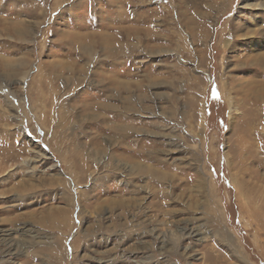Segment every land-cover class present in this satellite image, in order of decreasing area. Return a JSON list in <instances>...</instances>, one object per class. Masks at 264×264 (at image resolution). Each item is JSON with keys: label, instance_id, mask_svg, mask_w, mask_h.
Returning a JSON list of instances; mask_svg holds the SVG:
<instances>
[{"label": "rangeland", "instance_id": "1", "mask_svg": "<svg viewBox=\"0 0 264 264\" xmlns=\"http://www.w3.org/2000/svg\"><path fill=\"white\" fill-rule=\"evenodd\" d=\"M0 264H264V0H0Z\"/></svg>", "mask_w": 264, "mask_h": 264}, {"label": "snow or ice", "instance_id": "2", "mask_svg": "<svg viewBox=\"0 0 264 264\" xmlns=\"http://www.w3.org/2000/svg\"><path fill=\"white\" fill-rule=\"evenodd\" d=\"M213 95L218 98V93H216L215 90H213Z\"/></svg>", "mask_w": 264, "mask_h": 264}]
</instances>
